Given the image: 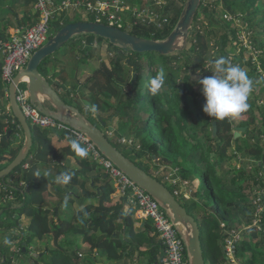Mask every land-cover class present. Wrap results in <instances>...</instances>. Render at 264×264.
Returning a JSON list of instances; mask_svg holds the SVG:
<instances>
[{"label":"trees","instance_id":"trees-1","mask_svg":"<svg viewBox=\"0 0 264 264\" xmlns=\"http://www.w3.org/2000/svg\"><path fill=\"white\" fill-rule=\"evenodd\" d=\"M19 1L22 0H9L8 7L13 11ZM185 1L166 0L161 11L167 21L162 27L140 22L126 30L143 38L164 39L174 29ZM23 2L26 13L21 24L33 25L38 19V13L33 14L31 10L36 0ZM260 2L263 0H202L186 49L172 55L125 51L110 43L114 77L99 75L90 86L91 92H97L92 99L93 110L113 109L111 116H118L125 122L122 129L129 127L134 135L136 141L132 145L120 146L110 140L117 148L167 185L164 177L151 172L143 159L174 164L178 166L181 178L189 182L191 197L182 199L176 196L200 225L204 256L209 264H232L224 251L225 235L221 223L239 228L251 224L254 215H249L250 205L244 185L252 178L255 184L264 186V106L261 104L263 98L260 100L261 96L264 97V89L253 84L260 81L258 76L255 77L258 73L251 60L252 51H249L248 59L244 52L245 56L234 55L235 59H230L232 54L227 48L237 40L238 29L227 23L220 13H231L254 31L258 29L257 24L264 21L256 19L262 9ZM4 7L5 0H0V16ZM15 13L18 12L15 10ZM66 16V11L55 15L50 27L53 34L71 23ZM85 20L93 18L86 17ZM256 34V46L264 49L259 40L264 39V32L257 30ZM96 38L104 40L94 34H82L72 38L68 47H81L85 39L87 45L82 51L88 56L90 45ZM7 39L0 21V170L12 162L25 141L14 114L6 113L9 96L2 78L4 55L1 44ZM211 45L217 47L218 55L211 53ZM132 54L135 56L130 57ZM51 56L42 62L41 71ZM137 56L142 62L136 60ZM259 58L264 67V53ZM223 60L225 64L221 65ZM180 61L182 66L177 64ZM145 67L150 69L151 81L143 92ZM130 68L133 69L131 73ZM134 74L137 76L133 83ZM187 75L190 77L186 78ZM207 79L209 84L205 83ZM214 82L219 83L221 89L214 87ZM194 86L203 88L210 95L203 104L208 113L205 117L192 110V101L197 95ZM225 99L242 104L241 109L233 114L246 118L234 122L229 111L220 109V102ZM213 107L225 115L218 114L214 118ZM214 120L218 125L216 135L213 133ZM235 126L247 127L237 139H234ZM31 127L34 144L29 156L5 181L0 180V188L3 187L1 197L7 193L15 194V199L8 205H0V264H14V259L23 258L25 253L28 259H23L27 264H105L106 261L113 264L122 261L125 254L129 256L135 252L148 256L151 264L158 262L160 246L154 237L148 240L156 246L145 252L140 249L145 243L143 238L133 236L127 245L123 243L118 224L123 217V205H107L115 191L112 180L101 171L98 163L89 158L85 147L74 135L67 131ZM10 131L11 135L5 138ZM55 135L67 139V145L56 147ZM106 135L109 137L108 133ZM22 137L23 142L18 141ZM68 156L77 160V168L61 160ZM237 157L238 165L232 163ZM25 164L28 167H24ZM254 167L262 171L258 178ZM24 182L25 185L21 186L20 183ZM169 188L174 192L172 186ZM76 200L80 208L74 209L69 217H63L61 206L65 203L73 205ZM201 208H204L202 217ZM262 225V231L243 232L245 239L237 250V257L243 264H264V221ZM128 226L133 227L132 224ZM21 236L22 239L17 241ZM27 236L36 239L40 246L45 243V251L29 255L28 242L24 252L22 242ZM80 243H88L90 248L82 252ZM14 247H20L18 253Z\"/></svg>","mask_w":264,"mask_h":264},{"label":"water","instance_id":"water-1","mask_svg":"<svg viewBox=\"0 0 264 264\" xmlns=\"http://www.w3.org/2000/svg\"><path fill=\"white\" fill-rule=\"evenodd\" d=\"M201 3L202 0H186L174 29L164 39L139 37L126 29L95 20H80L63 26L33 53L27 65L18 71L9 85L10 106L24 132L25 141L12 162L0 170V180L5 181L6 177L27 159L33 148L32 127L17 102L18 87L25 81V85L30 92L31 102L43 114L51 116L87 135L106 158L150 193L166 210L172 221L177 225L179 233L183 236L189 264H208L204 256L200 225L169 186L155 175L147 172L117 148L100 126L90 120L78 107L67 103L61 97L59 91L40 70V66L46 58L61 50L72 38L82 34L97 35L108 40L116 47L136 53L156 52L161 55H172L184 51L188 45L193 23ZM136 76L134 74L133 83ZM205 83L209 84V80H205ZM212 85L221 89V85L217 82ZM84 102L92 107L91 102L87 100ZM218 114L219 112L213 107V117H217ZM219 115L225 114L222 112ZM98 118L102 119L101 117ZM212 125L213 133L216 135L218 131L217 121L214 120ZM246 129L247 127L235 126L234 139L245 133ZM10 135L11 131L5 138ZM56 211H58V208H56ZM26 245L27 243H23V246Z\"/></svg>","mask_w":264,"mask_h":264},{"label":"built area","instance_id":"built-area-1","mask_svg":"<svg viewBox=\"0 0 264 264\" xmlns=\"http://www.w3.org/2000/svg\"><path fill=\"white\" fill-rule=\"evenodd\" d=\"M149 2L146 0L144 5L139 7L138 0H63L61 3L56 2V0H36L35 9L39 16L37 22L25 30H18L10 40L4 41L1 44L4 55L2 78L6 85L7 95L9 96V85L18 71L25 67L33 53L47 42L52 21L58 12L61 13L66 10L82 11V14L90 16L95 21L104 22L123 29L137 25L140 22L148 24L156 23L158 27H162V24L167 21L166 17H162L161 11L166 1L156 0L158 5L155 7H151ZM23 83L25 84V81ZM17 102L31 126L49 129L55 128L72 133L77 141L85 147L90 159L98 163L111 177L116 193L122 197L129 198L132 203L136 204L139 216L150 220L154 224L164 246L162 264H189L186 244L183 236L178 231L177 225L150 193L135 183L111 160L106 158L87 135L51 116L43 114L31 102L30 92L27 87L19 85ZM261 104H263L262 100ZM11 112L12 109L9 104L6 107V113ZM18 136L21 137V134H18ZM122 140L127 144H133L132 139L124 138ZM172 170L174 171H171L169 174L165 173V181L169 186L171 185L174 188L175 195L180 197L184 195L189 198L190 192L187 191L185 193L180 190L181 184L186 187L189 185V182L181 180L178 177V169ZM8 194L10 193L5 195ZM8 197L13 200L15 199V194L11 193ZM256 219L254 220L255 225L259 224L261 226L259 230L262 231V222L258 218ZM249 225H243L242 228H239L235 226L230 227L225 222L221 223L225 235L224 251L232 264H243L237 257V250L240 246L243 232L248 230Z\"/></svg>","mask_w":264,"mask_h":264},{"label":"crops","instance_id":"crops-1","mask_svg":"<svg viewBox=\"0 0 264 264\" xmlns=\"http://www.w3.org/2000/svg\"><path fill=\"white\" fill-rule=\"evenodd\" d=\"M57 1H60V0H57ZM62 1L63 0H61L59 3H61ZM139 2L140 0H138V3ZM145 2L146 1H144V3ZM23 4H24L23 0L19 1L18 3H16L15 8L12 11L8 7L9 0H5V7L3 11H1L0 21L2 23V27L5 28V33L7 34V38H8L7 40H10L11 37L18 32V30H22V29L25 30L26 28L31 26L28 24H23V25L21 24V22H23L22 18L24 17L26 13V10H24ZM32 7H33L31 8L32 13L35 14L36 13L35 4ZM15 10L18 13H15ZM77 14H82V13H77ZM86 17L89 18L90 16L86 15L85 17H83L82 20H85ZM82 45H83L81 46L82 48L79 46H77L76 48L69 46L66 48V50L62 52H59V51L56 52L50 58L49 63H47L46 65L42 67L41 72L51 81L53 86L59 91V94L67 103L78 107L81 110V112L84 113L90 120H92L97 126H100L105 131L106 134L108 132V135L113 138L116 144L120 146H122L123 144L130 145L124 142L122 138L124 137L126 139H132L133 141H136L134 139V135L131 133V131H127V129L126 130L122 129L124 127L125 122L119 119L118 116H113V117L111 116L113 114V109L109 111L93 110L94 109L93 104H92V107H90L88 104L84 102L85 100H87L92 103L93 102L92 99H94V97L97 94V92L93 93L90 90V86L93 84L92 82L93 79H98L99 75L103 76V74L106 77L111 78V79L114 77V73L111 67V58L113 56L112 55L113 48L107 40L104 39L103 41H101L98 38H96L94 39V41H92L90 45L91 48L88 53V56H85L82 53V49H84V47L87 45V42L85 39H83ZM69 50H72L73 52L79 50L80 53L84 56L81 59L76 58V59H79L78 64L75 63L76 61L75 62L71 61V59H68L67 57L63 60V57L65 55L69 54L71 56V52H69ZM127 90L128 89L126 88V92L123 91V93L124 92L127 93ZM114 100H115L114 98L111 99L112 102ZM9 103L7 105H9ZM98 117H101L102 119L100 120ZM110 123H112L111 126H109ZM56 130L66 131V130H59V129H56ZM53 139H54V143L56 147L61 148L67 145L68 143L67 139L59 137L58 135H55ZM61 160L65 161V164L69 165L72 168L78 167L77 160L73 157L68 156V157L62 158ZM143 161L144 163L148 165L147 167L151 172L164 177V180H165V173L169 174L171 171H174L172 169H178V177L181 180L183 179L181 178V175L179 174L178 166L174 164L168 165V164H164L160 162L157 159H152V161L158 164V168H157L153 165V163H151L152 162L151 160L143 159ZM100 169L103 173L108 175L104 169L102 168ZM180 190H182L185 193H187V191L190 192V197H191V190H190L189 185L184 187L181 184ZM181 198L189 199L185 197L184 195H182ZM120 204L123 205V210H124L122 212L123 217H121L118 220V224L120 227V237L123 243L127 245L129 241L134 238L133 236L143 238V240H145V243L140 249L142 252H145L148 249L154 248L156 246L155 243L150 244L148 240L149 237H154L155 241L160 246L159 254H158V262H156L155 264H161L162 259L164 257V246L156 231V228L154 227V224L150 220H147L139 216L137 212L138 208L136 204L132 203L129 198L122 197L118 193H116V191H114L112 194V201H109L107 205L111 207H116V206L119 207ZM70 206H73L75 209H79L81 205L78 202V200H76L73 203V205L71 204ZM129 224L130 225L132 224L133 227L129 228L128 226ZM131 229H132V233H131ZM6 234L9 235V233H6ZM14 242L15 241H12V243ZM80 248L82 249V252H85L90 248V245L88 243H80ZM126 255L127 254H125V257L122 259V261H118V262L116 261L113 264H151L148 259V256H145L141 254L140 252H135L134 254L131 253L129 256H126ZM23 264H26V263H23ZM105 264H110V262L106 261Z\"/></svg>","mask_w":264,"mask_h":264},{"label":"rangeland","instance_id":"rangeland-1","mask_svg":"<svg viewBox=\"0 0 264 264\" xmlns=\"http://www.w3.org/2000/svg\"><path fill=\"white\" fill-rule=\"evenodd\" d=\"M144 1H146V0H140V2L138 3L139 7H142V5H144ZM148 1H150L149 4H150L151 7H155V6L158 5L157 2H156V0H148ZM209 1H213V0H209ZM259 5L261 6L262 9L258 12V14H257L258 16H257L256 19L264 20V0H263L262 3L260 2ZM220 6L222 7V5H220ZM77 13H83V12L82 11H70V10L67 11L66 10V15H67L66 18H67V21L68 22H73V21H76V20H81V19H83V17L86 16V15L77 14ZM220 13L223 14V17H224V19H225V21L227 23H232L238 29V32H237V35H236L237 36V40L234 42V45H232L229 48H227V50L230 52V54H232L230 56V59H235V56L234 55L241 56V57L242 56H245V55H243L242 52L247 53L246 58L248 59V58H250V56H248L249 51L252 50L254 53H253V57L251 58V60L254 63V65L257 66V73H258V74L255 75V77L258 76L259 77V81H260L259 84H257V82H255V83L253 82V84H254V86H258V87L259 86L260 87L262 86L263 89H264V67H262V62H261V60L259 58V56L264 53V49L261 48V47H257L256 44H255V38L257 37V34H256L257 33V30H259V32H262V33L264 32V21L261 22L259 25L257 24V28L258 29H255L253 31V30H250L249 29V26H248L249 24H246V25L243 24V22H242V20L240 18L235 17L231 13H229V12H220ZM256 19H255V21H257ZM152 21H154V20H152ZM131 27L132 26L128 27V29L131 28ZM55 34H53L52 31H50L48 40L53 35H55ZM259 40H260L261 43L264 44V39H262V40L259 39ZM211 44H213V43H211ZM68 45L69 44L67 43L61 50H59V52H62L64 50H66V48L68 47ZM211 46H212L211 53H214L215 52L216 55H218L217 47L214 46V45H211ZM69 52H71V56L69 54H67V55H65L63 57V60L67 57L68 59H71V61H74V62L76 61L75 63L78 64L79 59H76V58H80L81 59V58L84 57L80 53L79 50H77L75 52H73L72 50H69ZM82 53H83V51H82ZM134 56H135V54H132L130 57H134ZM136 60L142 62V58H139L138 56L136 57ZM244 60L242 62H244ZM129 61L130 60H128L127 63H129ZM177 64L182 66L181 61L178 62ZM223 64H225V61L224 60H223V62H222L221 65H223ZM74 67H75V65H74ZM233 70L236 71V68L234 67ZM132 71H133V69L130 68L129 69V72L131 73ZM244 71H245V73H248L249 72V70L247 68H245ZM187 77H190V75H187L186 78ZM216 78H217V76L216 77H213V79H216ZM150 81H151V72H150V69H149V67H145L144 79L142 81V90H143V92H145L146 87L150 83ZM21 86L22 87H26V85L24 83L21 84ZM250 87H252L251 90H254L255 89V87H253V85H251ZM194 92H196L197 95L194 96V100L192 101V106H193L192 110L194 111V113H200L203 117H205L206 115H208V113L204 111L203 104H205V99H207L208 96H210V95L206 91H204L203 88H201L199 86H194ZM140 98H142V96H140ZM261 99L263 101V104L262 105L264 106V97L261 96L260 97V100ZM201 100H204V101L202 102ZM139 106H141V105H139ZM219 106H220V109L229 111V115L232 117V119H233L234 122H237L241 118H246V116H244V115H242V116H235L233 114L235 111H238V110L241 109L242 104H240V103H231V102H228V100L225 99V100H222L220 102V105ZM138 109L140 110V107ZM212 111H213V108H212ZM111 124L112 123H110L109 126H111ZM121 128H122V126H121ZM127 131H129V127H127ZM125 134H126V132H125ZM23 138L24 137H22L21 139H18V141L23 142ZM108 138L112 142H114V140H113L112 137L109 136ZM122 139H124V137ZM253 141H255V140H253ZM137 147H140V145L137 144ZM238 160H239V158L237 157L236 159H234L232 161V163L233 164L234 163L237 164V161ZM151 163H153V165L158 168V164L156 162L152 161ZM26 165L27 164H25L24 167H26ZM253 171L255 172L257 178L262 175V171L259 170V169H256L255 167H254ZM20 185L21 186L25 185V182L23 184L20 183ZM244 186L246 188V191H245L246 196H247L246 199H247V201H248V203L250 205L249 211H248L249 212V215L250 216L254 215V217H252L251 224L247 228L248 229L247 231H250V230H252L254 228H255V230H259V229H261V226L259 224H257V226H256L254 220L256 218H258L260 220V222L264 221V186L255 184L254 183V180H252V178ZM1 188L3 189V187H1ZM1 188H0V193L2 191ZM10 194H8V195H10ZM8 195L2 196V197L0 196V205L1 206L8 205V203L12 200L10 197H8ZM74 209L75 208L73 206H70L68 203H65L64 205L61 206V212L64 213V214L61 213V215H63V217H69V215L72 214V212L74 211ZM203 213H204V208H201V213H200L201 217H202ZM235 227H237V225H235ZM22 236H21V238H22ZM21 238H19V239H21ZM19 239L17 241H19ZM32 239L33 238L31 236H27L24 239V241L22 242V244L23 243H27L28 244V242H29V249H30L29 250V255H32V254H35V253H41L42 251H45V248H46V244L45 243H42L41 246H40V244L37 243L36 239H34V240H32ZM244 239L245 238L242 235V240H241L240 244L244 241ZM19 248L20 247H15L14 248V250L16 251V253L19 252L18 251ZM23 251L24 252L27 251V249L25 248V246H23ZM262 254H264V250L262 251ZM27 255H28L27 253L22 254V256H24L25 259H28L27 258ZM23 263H26L27 264L26 260L20 259L19 257L15 258V260H14V264H23Z\"/></svg>","mask_w":264,"mask_h":264}]
</instances>
